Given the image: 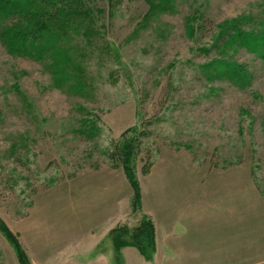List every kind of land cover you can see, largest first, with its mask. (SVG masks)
Returning <instances> with one entry per match:
<instances>
[{"label": "rangeland", "instance_id": "rangeland-1", "mask_svg": "<svg viewBox=\"0 0 264 264\" xmlns=\"http://www.w3.org/2000/svg\"><path fill=\"white\" fill-rule=\"evenodd\" d=\"M84 1L56 74L0 42V219L27 264H264V60L222 45L264 0ZM145 219L149 256L116 246Z\"/></svg>", "mask_w": 264, "mask_h": 264}, {"label": "trees", "instance_id": "trees-1", "mask_svg": "<svg viewBox=\"0 0 264 264\" xmlns=\"http://www.w3.org/2000/svg\"><path fill=\"white\" fill-rule=\"evenodd\" d=\"M83 4H85L84 0H0V42L13 56L31 58L44 65L49 62L47 68L56 74L57 68L60 67L56 59L60 56L59 50H61L59 45L61 35H58L56 30L60 29L61 24L78 21L77 16L84 8ZM259 14L258 18L242 17L232 23L230 28L225 29L224 32H231L222 44L223 47L245 46L259 59L264 60V2ZM81 16V20H86L89 14L82 12ZM216 63L208 64L206 69L214 68L217 73V70L222 69L226 72L224 75L232 73L242 81V74L236 68ZM132 141L136 139H126L119 147L127 151ZM126 154H124L125 158H127ZM124 173L133 190V204L137 203L136 206L139 208L141 189L134 163L132 166L125 165ZM141 224L133 228L131 232L128 231L130 233L127 239L130 243L121 237L116 239V246L119 248L127 245L136 246L147 257L149 256L147 247L153 245V224L146 219ZM0 230L10 239L18 252L20 262L27 264L24 252L1 219Z\"/></svg>", "mask_w": 264, "mask_h": 264}, {"label": "crops", "instance_id": "crops-1", "mask_svg": "<svg viewBox=\"0 0 264 264\" xmlns=\"http://www.w3.org/2000/svg\"><path fill=\"white\" fill-rule=\"evenodd\" d=\"M100 242V240L99 241H97L96 240V244L95 245H98V243ZM107 256H105V257H102V259H100V257L98 258V259H96L97 261L99 260V263L100 264H112V261H111V254L109 253V254H106ZM79 256H81V255H79ZM64 259V261H65V257L63 258ZM95 260V258L93 259V261H92V263L93 264H96V261ZM138 262H140L139 264H141V261L139 260ZM64 263V262H63Z\"/></svg>", "mask_w": 264, "mask_h": 264}]
</instances>
